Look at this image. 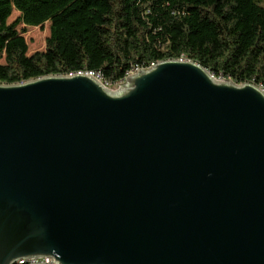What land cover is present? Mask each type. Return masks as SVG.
<instances>
[{
	"label": "water",
	"instance_id": "1",
	"mask_svg": "<svg viewBox=\"0 0 264 264\" xmlns=\"http://www.w3.org/2000/svg\"><path fill=\"white\" fill-rule=\"evenodd\" d=\"M30 257L264 264V89L186 58L0 83V264Z\"/></svg>",
	"mask_w": 264,
	"mask_h": 264
},
{
	"label": "trees",
	"instance_id": "2",
	"mask_svg": "<svg viewBox=\"0 0 264 264\" xmlns=\"http://www.w3.org/2000/svg\"><path fill=\"white\" fill-rule=\"evenodd\" d=\"M13 11L18 16L9 23ZM45 22V49L27 55L17 26ZM179 58L264 89V6L260 0H0V83L97 71L116 85L136 67Z\"/></svg>",
	"mask_w": 264,
	"mask_h": 264
},
{
	"label": "rangeland",
	"instance_id": "3",
	"mask_svg": "<svg viewBox=\"0 0 264 264\" xmlns=\"http://www.w3.org/2000/svg\"><path fill=\"white\" fill-rule=\"evenodd\" d=\"M260 4L264 6V0H260ZM18 16L17 11H13L8 18V22H12ZM49 22H45L42 26H25L20 24L17 26V30L21 32L27 43V55H31L37 51H43L45 49L46 40L49 37ZM125 82V78L119 83ZM118 83V84H119ZM118 84L110 86V89H116Z\"/></svg>",
	"mask_w": 264,
	"mask_h": 264
},
{
	"label": "built area",
	"instance_id": "4",
	"mask_svg": "<svg viewBox=\"0 0 264 264\" xmlns=\"http://www.w3.org/2000/svg\"><path fill=\"white\" fill-rule=\"evenodd\" d=\"M140 69L139 67H136L132 70H130L127 74H132V72H137V70ZM86 74H91L93 77H95L97 80H99L102 84H104L106 87L110 88L112 85L108 81H105L103 78H98L97 71H86ZM125 76V77H126ZM26 259H31L34 264H56L53 257H30Z\"/></svg>",
	"mask_w": 264,
	"mask_h": 264
},
{
	"label": "bare ground",
	"instance_id": "5",
	"mask_svg": "<svg viewBox=\"0 0 264 264\" xmlns=\"http://www.w3.org/2000/svg\"><path fill=\"white\" fill-rule=\"evenodd\" d=\"M155 64V63H154ZM153 64V65H154ZM152 66V65H151ZM150 66V67H151ZM149 67V68H150ZM75 73H86V72H75ZM134 73H136V72H134ZM133 74V73H132ZM98 75V78H101L100 77V75L99 74H97ZM34 264V262H32V260L31 259H19L18 261H17V263L16 264Z\"/></svg>",
	"mask_w": 264,
	"mask_h": 264
}]
</instances>
